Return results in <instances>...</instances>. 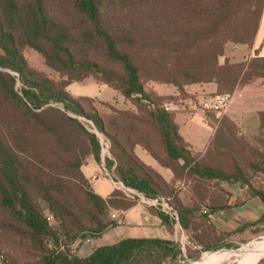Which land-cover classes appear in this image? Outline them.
<instances>
[{
  "label": "trees",
  "instance_id": "16d2710c",
  "mask_svg": "<svg viewBox=\"0 0 264 264\" xmlns=\"http://www.w3.org/2000/svg\"><path fill=\"white\" fill-rule=\"evenodd\" d=\"M263 10L264 0H0V232L41 251L38 264L185 262L178 243L159 239H125L89 257L70 254L74 242L100 239L115 227L113 211L138 204L118 189L98 195L83 174L89 158L103 167L94 127L110 143L103 168H114L115 182L168 203L202 250L222 248L212 227L202 239L200 206L186 205L177 183L240 184L264 202L243 167L264 174V155L252 158L224 119L238 152L220 151L222 162L214 163L183 139L166 107L192 99L191 85L215 82L231 95L243 83L245 64L220 59L230 43L253 44ZM87 79L117 91L132 108L74 98L69 87ZM155 85L178 95L162 96ZM208 117L214 126L215 116ZM137 147L171 170L173 180L143 163ZM147 207L171 230L161 207ZM49 246L55 250L46 255ZM0 257L9 264L1 245Z\"/></svg>",
  "mask_w": 264,
  "mask_h": 264
},
{
  "label": "crops",
  "instance_id": "0c3cea01",
  "mask_svg": "<svg viewBox=\"0 0 264 264\" xmlns=\"http://www.w3.org/2000/svg\"><path fill=\"white\" fill-rule=\"evenodd\" d=\"M227 61L230 64H245V68L242 75L243 80L241 79L243 83L231 94V102L226 109L221 112H211L205 108V105L212 103L217 96L225 94L220 92L219 86L215 82H212L189 86L188 91L192 99L181 105L168 106L169 110L176 115L175 120L179 126L180 135L197 153L210 154L215 150H232L235 147L226 127L221 124V121L226 119L233 123L237 130L238 139L247 146L248 150H253L255 156L264 155V10L253 44L230 43L227 45L225 55L220 59V63L223 65ZM154 89L162 96L178 95V91L174 87L155 85ZM121 97L118 101L109 103L121 109L119 103H123L125 100L122 95ZM209 114L215 116L218 121L214 126L208 117ZM135 154L143 163L158 171L167 181L173 180V173L170 174L167 171L169 169L162 167L159 163L160 166H156L157 164L153 161L155 159L141 147L135 149ZM86 166L83 167L82 171L87 178ZM112 182L115 188L118 189L114 179H112ZM254 188L257 189V187ZM186 189L188 190L186 187L181 188V198L184 203L188 206L201 205L198 217L195 220L202 225L198 229V233L203 235L202 239L208 238V232H210L208 230L211 227L213 229L211 232L215 236L223 238L225 243L251 239L261 229H264V202L253 195L248 186L221 183L218 187L208 184L201 198L198 195L195 198L190 197L189 192L185 193ZM140 206L148 209L146 205L140 203L133 208L137 209ZM148 206L162 208V211L170 217L171 230L157 215L148 210V214L141 212L139 215L156 217L157 221L154 222V226L162 231L161 236H131V229L143 230V228L147 229V226L153 225L151 222L149 225L139 224L137 214L128 217L129 213L134 210L131 208L123 214L117 215L118 218L114 219L117 225L107 230L102 238L95 240V242H99L97 247L115 245L125 239L174 241L180 245L185 261L191 259L188 256L189 251L194 253L203 249V245L194 240L193 232L182 227L179 217L174 215L173 211L166 210L165 203ZM205 208L209 210V215L203 214ZM127 227L130 228L128 235L124 231ZM204 258L205 256L201 260Z\"/></svg>",
  "mask_w": 264,
  "mask_h": 264
},
{
  "label": "rangeland",
  "instance_id": "374dc122",
  "mask_svg": "<svg viewBox=\"0 0 264 264\" xmlns=\"http://www.w3.org/2000/svg\"><path fill=\"white\" fill-rule=\"evenodd\" d=\"M20 87H21V85L19 83L18 88H20ZM69 91H70L71 95L76 99L77 98H83V97H90V98H95V99H98V100H101L104 102L107 101V102L114 103V102L118 101L119 98H122L121 95L117 91L111 89L110 87H108L106 85H98L90 79H87V80L80 82V83H73L69 87ZM119 104H121L120 105L121 109H125L127 107L132 108L131 103L126 101V100H124L123 103L121 102ZM59 106H60V108L63 109L62 105H59ZM69 114L74 116V117H77L79 119L78 115L73 114L71 112H69ZM80 120H82L83 122L86 121L83 117H80ZM215 122L218 123L217 120ZM89 124H91V126H93L91 122H89ZM92 128L93 129L90 128V130L92 132H95L98 134V136L101 140V143L104 141L105 143H107L109 145L108 150H107L106 146H105V151L102 150V159H103V167H104L105 166V158L107 156L110 157V143L96 129H94V127H92ZM232 143L234 144V142H232ZM234 146H235V144H234ZM220 151L221 150H217V151L215 150V151H213V153L208 154L207 159L214 162V163H221L222 159L218 153ZM224 151L233 152L235 155L238 152L236 150V147H234L232 150H224ZM247 151H248V153H250L252 158L258 157V156H255V153L253 150H247ZM235 158L238 159L240 161V163L243 164V162H241L242 161L241 157L235 156ZM151 160H153V159L151 158ZM153 161L155 162V164H157L156 166H160V165H158V162H156L155 160H153ZM103 167L102 168L99 167L95 163L93 158H89L85 172H86L87 179L89 180L92 189L94 191H96L97 194H100L103 197H106L109 194H111L114 189H116L115 185L112 182V179L114 178L115 174H114V168L110 172L108 170H105ZM243 167L249 176V180H250L251 185L254 187H257V189H259L261 191H264V174L261 172H256L255 170L246 166L245 164H243ZM167 171L170 174H172L171 171H169V170H167ZM208 184H210L211 186H218V187L221 185V183H217V182H206V181H198V180L194 181V180L188 179V181H183L182 183H180V182L177 183V188L178 187L179 188L186 187V188H188V190L186 189L185 193L189 192L188 195L190 197L195 198L198 195L201 198V197H203L204 192H205ZM116 186H117L118 190H121L130 199L134 200L135 197H137L138 198V204L140 203L141 205H144V206L145 205L146 206L153 205V204H155V206H157L159 204V200L146 199L144 197V195H141V194L137 193L135 190L126 187L122 182H116ZM42 204L45 206L44 208L46 210V215L52 217L51 213H49V211L47 209V205L44 204L43 202H42ZM199 206L201 207V205H199ZM165 208L167 211L171 210L170 209L171 206H165ZM141 212L148 214V209H146L143 206L137 207V209L135 208L134 210H132V212L129 213L128 217L135 216V214H137L139 224L149 225V223L151 222V223H153V225L147 226L146 227L147 229L143 228V230H139V229H131L130 230V228H129L130 226H129L124 230L126 232V234L128 235V231L130 230L131 236L132 235H136V236L145 235L148 237H150V236L160 237L162 234L161 233L162 231H159L154 226V222L157 221V218L154 216H149V215L141 216V215H139ZM123 213L124 212L119 213V212L113 211L109 215V218H110V220H114L112 218V214H117L119 216L120 214H123ZM119 220H120V218H119ZM51 223L54 225L56 224L53 219L51 220ZM89 239H91L92 242L88 243V244H84V243L78 244L77 243L78 241L71 244L69 247V249L71 250L70 254H72L74 256H79L82 258L83 257H89L92 254V251L95 248H97V246L99 245V242H95V239H92V238H89ZM0 245L2 246V250L4 251V253L7 256V259H8L7 261L9 264H38L41 260L42 254H43V253H41V251L35 250L34 247H27L24 244H21L18 240L10 237L8 234H2L1 232H0ZM221 247L222 248H218V250H210V251L201 250V251H199V253H197L196 255L193 256L194 258L190 259L189 261H185L186 263L183 262V264H194L195 262L197 264H245L246 261L248 260V258H250V256L252 254H253V256L255 255L256 249H260V248L264 247V229H261V231H259L258 234H255L251 239L241 240V241H237V240L235 241L234 240V241H229L228 243L223 242ZM59 249L61 251H64V247H61ZM73 249H76L75 253L72 252ZM54 250H55L54 247L49 246L48 253L46 255H49ZM213 252H216V253H213ZM207 253H213V254H209L211 256L207 255V256H205V258L203 260H201L203 258V256ZM214 255H217V256H214ZM237 255H238V257H237ZM206 257H208V258H206ZM199 260H201V261H199ZM197 261H199V262H197ZM259 261H261L260 264H264V254H262L261 256H258L256 261L253 264H255Z\"/></svg>",
  "mask_w": 264,
  "mask_h": 264
},
{
  "label": "built area",
  "instance_id": "2783aa9c",
  "mask_svg": "<svg viewBox=\"0 0 264 264\" xmlns=\"http://www.w3.org/2000/svg\"><path fill=\"white\" fill-rule=\"evenodd\" d=\"M230 102H231V95L222 94V95L217 96L216 99L212 103L206 104L205 108L211 112H221L223 109H226L229 106ZM166 110H169V107H166ZM102 146H103L104 151H105V146H106L107 150L109 148L108 147L109 145L107 143H105L104 141L102 142ZM162 203H165V201L163 200ZM165 204H166V206H169L168 203H165ZM170 209H171V211H173L172 208H170ZM209 213L210 212L208 209H206V208L203 209V214L209 215ZM174 215H176V214L174 213ZM112 218L117 219L118 218L117 214H113ZM48 219L51 220V217H49ZM91 242H92L91 239H87L84 242V244H88ZM72 252L75 253L76 249H73ZM0 264H4L2 257H0Z\"/></svg>",
  "mask_w": 264,
  "mask_h": 264
},
{
  "label": "bare ground",
  "instance_id": "6f19581e",
  "mask_svg": "<svg viewBox=\"0 0 264 264\" xmlns=\"http://www.w3.org/2000/svg\"><path fill=\"white\" fill-rule=\"evenodd\" d=\"M255 252H256L255 255L253 256V254H252L250 256V258H248V260L246 261L245 264H253L256 261V259H257L258 256H261L262 254H264V247H262L260 249H256ZM237 257H238V255H237ZM257 263H255V264H257Z\"/></svg>",
  "mask_w": 264,
  "mask_h": 264
},
{
  "label": "water",
  "instance_id": "95a60500",
  "mask_svg": "<svg viewBox=\"0 0 264 264\" xmlns=\"http://www.w3.org/2000/svg\"><path fill=\"white\" fill-rule=\"evenodd\" d=\"M260 262V261H259ZM259 262L257 264H259Z\"/></svg>",
  "mask_w": 264,
  "mask_h": 264
}]
</instances>
